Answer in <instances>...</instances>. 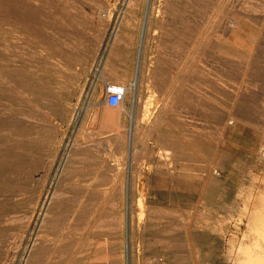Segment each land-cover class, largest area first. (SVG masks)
<instances>
[{"label": "rangeland", "instance_id": "374dc122", "mask_svg": "<svg viewBox=\"0 0 264 264\" xmlns=\"http://www.w3.org/2000/svg\"><path fill=\"white\" fill-rule=\"evenodd\" d=\"M148 2L161 8L158 17L148 19ZM115 80L129 93L111 109L104 83ZM115 111L120 135L108 130ZM71 142L84 147L71 160L84 164L37 264H174L157 225L127 242L130 176L164 223H200L180 264H237L233 250L251 246L242 212L264 195V0H0V264H27L38 233L28 219ZM171 148L176 158L160 161ZM184 177H192L190 189ZM115 185L118 207L101 211L99 235L90 238L97 211L80 202L86 193L105 199Z\"/></svg>", "mask_w": 264, "mask_h": 264}, {"label": "bare ground", "instance_id": "6f19581e", "mask_svg": "<svg viewBox=\"0 0 264 264\" xmlns=\"http://www.w3.org/2000/svg\"><path fill=\"white\" fill-rule=\"evenodd\" d=\"M151 2L150 3L148 2V4H149V6L147 8L148 9L147 10L148 11V19H151L152 15L158 17L161 13L160 7L156 8V9H151ZM148 4H146V5H148ZM117 42H118V35H116V36L114 35L112 42L107 44L105 57L103 58V60L100 63V66H99V69L102 70V73H100L101 75L105 74L107 69H108L112 50H113V48H115ZM144 53H145V49L143 48L140 52L139 64H138V69H137V77L135 76V79L132 81V96H133V101H134L133 102L134 107H133V111L131 113V117H132V120H134V121L136 120L135 106H137V104L139 103V99H140V89H139L140 85H139V83L141 82V75H142V71H143L144 65H145ZM150 60H151V64L154 65V61H156V57L153 56L150 58ZM150 68H153V67L150 66ZM120 81L121 80H115L114 82L116 84H113V85H119L125 89V98H124V101H125L126 97L128 96V93H129V88H128L126 82H120ZM149 83H151V82H149ZM105 84L106 83H104V85ZM150 87H151V90L155 93L156 90H154L155 88L152 85V83H151ZM102 94H103V92H102ZM104 102H105V105L107 106L105 96H104ZM123 102H122V104H123ZM122 104L120 106H122ZM107 109L108 108H106V110ZM83 112H84V110L81 109L80 112L77 114L78 118L75 117L76 120L81 118ZM115 112H116L115 114H113L111 112L112 113L111 117H112L113 122L110 125V127H108V130L110 128V132H114L115 134L117 133L118 135H120L119 129H118V121H119L118 119H120V118L117 114V111H115ZM104 113L106 115L107 111H105ZM45 116H46V120H49V115H45ZM95 119H97L96 116H95ZM227 126H228V121L224 123V125H223L224 129H226ZM229 126L232 127V125H229ZM105 129H107L106 126H105ZM71 144H72L71 150L68 151V148H67L68 152L66 151L64 154L61 153L62 155L59 158L57 165L55 164L56 167H54L52 169V175H51V181H50L51 183L47 184L48 189L45 193V196L43 197V199L39 203V207H40L39 213L37 214V204H35V207H34L35 211L34 212L32 211V213L28 219V227H29L28 229H30V228L35 229L36 227H38V233L36 232V234H37L36 238L37 239L32 244L31 253H30L32 255H31V257H29L27 264H37L38 261L41 259V257L44 254H46V251L48 250L47 242L51 237L54 236L56 228H57L58 224L61 222L62 214H63V211L65 210L66 205H67L69 195L72 193L71 192L72 181H73L76 173L82 168V166L84 164V160H71L72 159V152H75V151L78 152V150L81 151L82 149H84V147H81V145L78 144L77 142H73V143L71 142ZM162 152H163V154L160 157V159H161L160 161L169 160L170 157L173 155L176 158V155H177L176 150L172 149V148L170 150H164ZM179 155H181V153ZM165 163H166V161H165ZM118 164H120V162ZM159 165H160V163H159ZM102 166L106 169V171L109 173V175L113 174V176H114L116 168L112 163H109L108 161H104L102 163ZM164 171H166V170H164ZM212 171H211V169H209L210 175H211ZM167 172H168V170H167ZM214 172H212V173H214ZM215 176H216V174H215ZM121 177L123 178V176H121ZM188 178L184 177L183 182H184V185L186 186V188L190 189L189 184L191 182L190 179L192 177H188ZM209 180L210 179L208 178L207 181H209ZM120 182H122V181H120ZM127 183H128L127 187L129 188V190L126 194L127 196L124 197V198H126V205H125L126 210H125V213H122V214L126 215L125 218H123V219H125V220H123V222H124V227H125L124 229H126L127 235H125V234L124 235L126 236L127 242L129 244L133 243L135 236H136V231L141 233L140 235H144L147 231H150V228L152 226L155 227V225H157L155 227V229L158 232V237L162 241H165L167 245H169V248L171 249V251L173 253V258L175 261L174 264H180V251L182 249V245L184 244V241H186L188 243V246L190 247V249H192L191 247H192L194 239L198 235H200V233H201V230H200L201 227L199 226L200 223L198 224L192 218L184 219L178 223H169V224L164 223V218L166 215L165 216L162 215L163 210H154V208L151 206L152 200L149 196L150 193L147 194V192H146L147 190H145V191L141 190L139 188V184L137 185L135 183L133 176H130ZM122 184H123V182H122ZM113 190H116V185L112 186V190L109 192L108 197H106L105 199H100L98 197H92V196H89L87 198L86 196H88V193H86L85 196L82 198V200L80 202L81 204L82 203L87 204L88 206H91L93 209H96V211H97L96 217L93 220L92 227H90L89 234H87L88 237H90V238L98 237L99 234L97 232L99 231V228H100L101 211H103L105 209V207H107L111 210H115L118 207V202L116 200V197H115ZM122 193H123V190H122ZM252 205H254V206L252 207ZM125 206L123 205V207H125ZM242 213H244V214H243L242 219L240 221L238 220L239 225L240 226L245 225L246 228L248 229L249 235H248V237H246V239L251 241V246L242 247V246H240V244L242 243L241 242L239 244V246H240L239 249L236 252H235V250H233L232 253H235L236 259L239 258L237 260V264H264V195L261 194L260 196H256V197L250 199L249 202L246 204L244 212H242ZM238 218H239V216H238ZM181 219H183V218H181ZM213 227H214V225H213ZM225 227H226V225H225ZM36 231H37V229H36ZM234 235H235V233H234ZM139 238H141V237H139ZM235 238L236 237H233V239H235ZM244 238H245V236H244ZM65 242H66V239H65ZM140 246H141V244H140ZM159 247H161V246H159ZM137 252H139V251H137ZM105 254L106 253H104V255Z\"/></svg>", "mask_w": 264, "mask_h": 264}, {"label": "built area", "instance_id": "2783aa9c", "mask_svg": "<svg viewBox=\"0 0 264 264\" xmlns=\"http://www.w3.org/2000/svg\"><path fill=\"white\" fill-rule=\"evenodd\" d=\"M106 104L111 109H117L125 98V89L119 85L106 83L104 85Z\"/></svg>", "mask_w": 264, "mask_h": 264}]
</instances>
